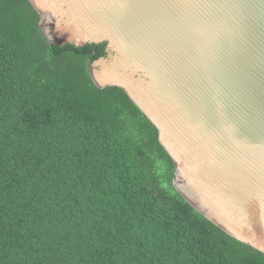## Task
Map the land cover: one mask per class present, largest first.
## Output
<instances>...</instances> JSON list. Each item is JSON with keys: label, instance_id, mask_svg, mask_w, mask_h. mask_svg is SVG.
<instances>
[{"label": "trees", "instance_id": "16d2710c", "mask_svg": "<svg viewBox=\"0 0 264 264\" xmlns=\"http://www.w3.org/2000/svg\"><path fill=\"white\" fill-rule=\"evenodd\" d=\"M29 0H0V264H264L175 189L158 130L49 45Z\"/></svg>", "mask_w": 264, "mask_h": 264}, {"label": "water", "instance_id": "95a60500", "mask_svg": "<svg viewBox=\"0 0 264 264\" xmlns=\"http://www.w3.org/2000/svg\"><path fill=\"white\" fill-rule=\"evenodd\" d=\"M29 1L49 45H107L94 84L156 127L177 192L264 254V0Z\"/></svg>", "mask_w": 264, "mask_h": 264}]
</instances>
